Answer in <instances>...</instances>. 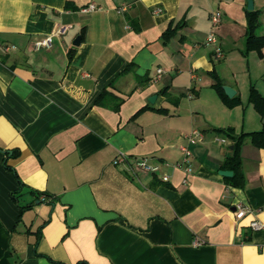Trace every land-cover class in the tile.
I'll return each instance as SVG.
<instances>
[{
	"label": "crops",
	"instance_id": "0c3cea01",
	"mask_svg": "<svg viewBox=\"0 0 264 264\" xmlns=\"http://www.w3.org/2000/svg\"><path fill=\"white\" fill-rule=\"evenodd\" d=\"M247 2L0 0V264H264V148L245 140L238 186L220 174L234 151L218 129L264 125L249 101L251 85L264 94V58L245 53ZM212 72L241 105L224 104ZM194 129L205 139L190 144ZM238 203L252 213L237 218Z\"/></svg>",
	"mask_w": 264,
	"mask_h": 264
},
{
	"label": "trees",
	"instance_id": "16d2710c",
	"mask_svg": "<svg viewBox=\"0 0 264 264\" xmlns=\"http://www.w3.org/2000/svg\"><path fill=\"white\" fill-rule=\"evenodd\" d=\"M246 12H248L247 15V20H248V29H247V43H246V51L245 53L248 52H253L256 51L257 53H259V57L260 58H264V36L263 35H258L257 34V29L259 28V15H261L260 11L258 10H252V12H249V10H247ZM177 31V28L174 27V23H171L169 25V28L166 32L163 33V38L168 41L170 40L171 36H173V34ZM72 57V54H71ZM212 78H214L215 80V88L217 89L219 95L222 97V101L224 102V104L229 107V108H233L235 106H239L241 105L242 101L241 98L239 96L236 97H229L226 96L223 86L224 82L222 81V79L218 76V74L216 72H212L211 73ZM148 83V79L146 78H139V85L141 87H144L145 84ZM164 92H167V89H164ZM105 92H103V94H105ZM102 94V96H103ZM250 98L249 101L252 103V105L254 106V108H256L261 117L262 120L264 122V94H262L257 88L256 86H252L250 88ZM124 100L122 98L119 99V101L117 102L116 106H115V111L119 110L121 103H123ZM147 107H145L144 109L140 110V112H144L145 109ZM220 132H223L225 134L226 137L231 138L234 148V154H232V156H230V158L227 160V162L225 163V166L227 168H230L234 174L232 177L228 178L229 184L233 185V186H238L241 182H243L244 178H243V174H242V168H243V164H242V160H241V154H242V148H243V144L245 142V140H247V138H251V142L253 143V145L257 148H264V125L262 126L261 129L256 130V132H246L243 131L242 133H238L236 134L234 129L232 127H230L229 129L225 130L222 128L218 129ZM34 195H36V197L40 198L41 196H43L44 200H48V201H52L55 202V197H53L52 195L50 196L49 194H47V192H43V191H31ZM16 194V192H15ZM15 198H17L15 196ZM28 206H24L21 209L24 210V208L29 207Z\"/></svg>",
	"mask_w": 264,
	"mask_h": 264
},
{
	"label": "built area",
	"instance_id": "2783aa9c",
	"mask_svg": "<svg viewBox=\"0 0 264 264\" xmlns=\"http://www.w3.org/2000/svg\"><path fill=\"white\" fill-rule=\"evenodd\" d=\"M97 8V5L96 4H90L88 6H85V8H83V12H88V11H92L94 9ZM121 11H124L125 12V8L122 7L121 8ZM222 16L223 14L221 13V11H214L212 16H211V23L213 26H217L220 22H221V19H222ZM207 41L209 44H212V43H217V36H216V33L215 32H211V34H209V36L207 37ZM51 42V37H48L46 38L44 41H40L38 44L39 46H45V45H49ZM217 53L221 56L223 55L222 54V51L221 49L218 47L217 48ZM158 73H157V77L155 79V81L158 80V78L161 76L162 73H164V70L162 68H159L158 70ZM205 133L204 131H200L198 129H194L190 134L187 135V139H189V143L190 144H195V143H199L201 141H203L205 138ZM182 150L183 152L185 153V156H184V159L182 161V163L180 165H184V167H186V173L189 174L193 167L191 166V163L188 161L189 157L192 156L193 152H191L190 148L189 147H182ZM128 158V156L124 153H121V156H119L118 159H115V163H119L120 161L124 160ZM136 163L139 167L141 168H144V170H148L152 173H156L157 171L160 170V168L157 167V165H151L147 162V159H143V158H138L136 160ZM164 181H168L169 180V176L165 175L163 177ZM237 210H235L234 214L237 218H245L247 214L249 213H252V208L249 207V206H244L243 204L241 203H238L237 205ZM251 227L256 229V230H260V228L263 227V224L261 223V221H256L254 220L252 223H251Z\"/></svg>",
	"mask_w": 264,
	"mask_h": 264
},
{
	"label": "water",
	"instance_id": "95a60500",
	"mask_svg": "<svg viewBox=\"0 0 264 264\" xmlns=\"http://www.w3.org/2000/svg\"><path fill=\"white\" fill-rule=\"evenodd\" d=\"M254 1L255 0H248V2H247V10H249V12H252V10H254V8H255ZM73 44L75 46H79L81 44V36H78ZM223 89H224L226 96H229L231 98L235 97L236 90L233 87H231L230 85H225V86H223ZM149 99L152 103H154V102H156V100L158 98L155 95H153ZM233 148H234V145H231V149H233ZM220 174L225 176L226 178H230L233 175V171H231V170L230 171L220 170ZM38 202H40V201H38Z\"/></svg>",
	"mask_w": 264,
	"mask_h": 264
}]
</instances>
